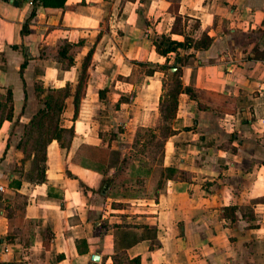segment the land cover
Returning <instances> with one entry per match:
<instances>
[{
  "label": "crops",
  "instance_id": "0c3cea01",
  "mask_svg": "<svg viewBox=\"0 0 264 264\" xmlns=\"http://www.w3.org/2000/svg\"><path fill=\"white\" fill-rule=\"evenodd\" d=\"M32 1L0 0V98L10 90L13 101V118L0 126V264H115L118 252L139 264H264V0ZM162 34L212 38L181 66L184 89L159 165L170 171L155 196L105 198L102 179L115 174L138 128L158 124L174 71L119 77L134 61L162 64L153 45ZM65 43L69 69L51 58ZM37 83L69 86L61 124L73 130L68 147L48 143L38 184L16 148L40 107ZM121 96L131 100L117 108ZM17 195L26 203L10 219ZM113 201L125 205L112 209Z\"/></svg>",
  "mask_w": 264,
  "mask_h": 264
},
{
  "label": "trees",
  "instance_id": "16d2710c",
  "mask_svg": "<svg viewBox=\"0 0 264 264\" xmlns=\"http://www.w3.org/2000/svg\"><path fill=\"white\" fill-rule=\"evenodd\" d=\"M35 1V0H33ZM32 1V3H33ZM42 5L62 7L65 0H40ZM35 14V8H32L28 18L24 22L21 34L27 32V25ZM176 25L171 29L170 34L178 32L177 23L180 18H175ZM212 38L208 35H202L199 38L184 36L182 40L172 39L170 35H160L153 40L155 51L160 54L164 61L162 64L151 66L142 61H134V69L131 75L124 79L125 81H137L138 75H152L158 68L167 73L169 68L176 70L171 74V79H164L163 86L165 93L160 100V119L155 128H138L131 142L130 151L126 154L119 165V168L109 177L102 179L101 185L97 193L103 197L115 198H136L155 196L157 189H160L165 174L170 171L167 168L160 167V162L164 153V144L168 136L171 134V121L175 115L177 106V96L182 89L179 74L181 66L185 61L193 56V51L206 49L210 46ZM70 44L65 43L57 52L51 56L53 60L62 63L65 69H69L73 64V59L68 55ZM180 49L189 50L188 53L181 55ZM173 56V62L169 61ZM89 60V54L84 59L79 81L76 86L74 98L75 111L77 108V99L82 89V82L85 77V62ZM26 62V61H25ZM25 62L21 65V70L25 66ZM34 90L36 97L39 98L40 107L36 110L32 118L25 124L23 134L18 141L16 148L22 150V160L30 159L32 161L31 169L26 172V178L33 183H43L46 179L45 161L46 147L53 139H57L62 148L68 147L72 136V128L62 126L61 117L65 108L66 98L70 95V88L66 84L59 88H44L42 84H35ZM185 90L191 92L189 88ZM107 89L99 91L100 99L105 100ZM45 93V94H44ZM129 97L121 96L116 107L121 102H129ZM75 114V113H74ZM13 118V101L11 91L8 90L5 95L0 98V126L5 119ZM117 135L116 132L103 133V138L113 139ZM86 162V165L93 166L92 162ZM101 162V161H100ZM84 163V162H82ZM104 162L96 166V169L104 173L105 168L102 166ZM166 177V176H165ZM26 197L17 195L15 201L6 206L8 217L11 219L12 214L22 211ZM125 204L113 201L111 207L120 208ZM115 264H139V257L129 259L124 252H118L113 255Z\"/></svg>",
  "mask_w": 264,
  "mask_h": 264
},
{
  "label": "water",
  "instance_id": "95a60500",
  "mask_svg": "<svg viewBox=\"0 0 264 264\" xmlns=\"http://www.w3.org/2000/svg\"><path fill=\"white\" fill-rule=\"evenodd\" d=\"M11 1H13V0H11ZM170 71H171V72L175 71V68H170ZM96 257H97V256L95 255L93 258L96 259Z\"/></svg>",
  "mask_w": 264,
  "mask_h": 264
},
{
  "label": "built area",
  "instance_id": "2783aa9c",
  "mask_svg": "<svg viewBox=\"0 0 264 264\" xmlns=\"http://www.w3.org/2000/svg\"><path fill=\"white\" fill-rule=\"evenodd\" d=\"M3 189V186H0V190H2Z\"/></svg>",
  "mask_w": 264,
  "mask_h": 264
},
{
  "label": "rangeland",
  "instance_id": "374dc122",
  "mask_svg": "<svg viewBox=\"0 0 264 264\" xmlns=\"http://www.w3.org/2000/svg\"><path fill=\"white\" fill-rule=\"evenodd\" d=\"M170 79H171V77L170 78L168 77V80H170Z\"/></svg>",
  "mask_w": 264,
  "mask_h": 264
}]
</instances>
